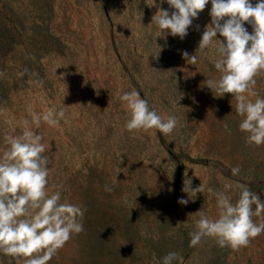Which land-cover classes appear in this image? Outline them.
Listing matches in <instances>:
<instances>
[{
	"label": "rangeland",
	"instance_id": "obj_1",
	"mask_svg": "<svg viewBox=\"0 0 264 264\" xmlns=\"http://www.w3.org/2000/svg\"><path fill=\"white\" fill-rule=\"evenodd\" d=\"M152 3L0 0V157L5 136H21L27 119L49 158L48 193L60 191L61 202L86 209L84 231L73 233L48 264H162L169 252L179 255L173 264H264V232L237 250L209 237L190 246L196 212L218 217L208 189L235 203L236 186L244 185L264 202V178L252 176L264 169L256 159L264 156V144L247 143L239 130L235 95L216 96L204 84L220 76L215 48L197 50L211 22V0L184 39L168 30L156 37L160 30L151 22L160 0ZM160 7L173 11L166 0ZM245 27L251 33L252 26ZM184 51L197 54L198 62L188 63ZM255 80L251 90L264 98V70ZM131 90L162 117H178L171 135L126 130L119 96ZM52 107L63 108L64 119L37 127L31 114ZM185 179L205 190L190 198L182 191ZM25 259L0 251V264Z\"/></svg>",
	"mask_w": 264,
	"mask_h": 264
},
{
	"label": "clouds",
	"instance_id": "obj_2",
	"mask_svg": "<svg viewBox=\"0 0 264 264\" xmlns=\"http://www.w3.org/2000/svg\"><path fill=\"white\" fill-rule=\"evenodd\" d=\"M164 2L160 0V4ZM166 2L173 9L171 13L156 4V0L151 4H156L158 9L151 22L160 30L156 37L165 35L168 30V35L184 39L193 19L198 18L209 0ZM209 14L211 22L205 26L197 50L203 52L209 47L215 48L218 58L213 65L220 76L215 80L208 79L204 84L218 93L216 96L235 95V111L243 118L239 130L247 133V143L262 145L264 98L251 89L257 74L264 70V0H257L255 4L251 0H211ZM245 22L252 26L251 33ZM218 33L223 40L217 38ZM182 56L192 65L198 62L197 54L189 55L184 51ZM246 92L257 96L254 102L243 95ZM119 99L127 109L124 127L129 132L158 129L169 136L179 124L175 115L162 117L158 114L136 90L123 92ZM31 115L37 127L42 121L55 126L64 119L65 110L52 107ZM28 123L27 119L23 121L25 127L21 136L6 135L4 138L8 147L0 157V251L12 257H25L24 264H48L73 233L84 231L82 219L86 209L61 202L60 191L48 193L49 158L42 155L45 152L41 143L43 137L30 130ZM231 171L238 175L240 168L233 167ZM236 187L239 198L235 203L224 191L208 189L216 197L218 217L211 219L204 211L196 212L199 219L194 221V230L189 233L190 246L196 247L209 237L215 238L220 247L237 250L247 247L252 238L264 232V202L260 195L244 185ZM225 188H232V185L226 184ZM106 190L111 191L110 188ZM204 190L202 183L193 188L190 179L184 180L182 191L190 198ZM188 202L184 198L178 200L181 205ZM254 216L261 217V222H254ZM178 259V253L169 252L162 258V264H173Z\"/></svg>",
	"mask_w": 264,
	"mask_h": 264
},
{
	"label": "crops",
	"instance_id": "obj_3",
	"mask_svg": "<svg viewBox=\"0 0 264 264\" xmlns=\"http://www.w3.org/2000/svg\"><path fill=\"white\" fill-rule=\"evenodd\" d=\"M256 159H260L261 162L264 163V156L259 158V157H256ZM253 177L254 178H258V179H261V178H264V169L262 171L258 170V169H255L254 172L252 173ZM255 184V183H254Z\"/></svg>",
	"mask_w": 264,
	"mask_h": 264
}]
</instances>
